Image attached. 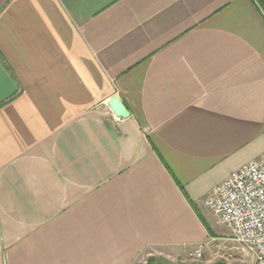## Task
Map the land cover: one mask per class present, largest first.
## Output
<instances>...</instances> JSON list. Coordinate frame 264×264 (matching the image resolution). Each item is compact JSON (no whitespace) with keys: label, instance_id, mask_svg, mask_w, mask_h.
I'll return each mask as SVG.
<instances>
[{"label":"crops","instance_id":"crops-1","mask_svg":"<svg viewBox=\"0 0 264 264\" xmlns=\"http://www.w3.org/2000/svg\"><path fill=\"white\" fill-rule=\"evenodd\" d=\"M0 58V264L192 263L264 155L252 0H0Z\"/></svg>","mask_w":264,"mask_h":264},{"label":"built area","instance_id":"built-area-1","mask_svg":"<svg viewBox=\"0 0 264 264\" xmlns=\"http://www.w3.org/2000/svg\"><path fill=\"white\" fill-rule=\"evenodd\" d=\"M203 206L244 246L246 254H252L255 264H264V155L214 187ZM200 249L201 246L191 256L199 259Z\"/></svg>","mask_w":264,"mask_h":264},{"label":"rangeland","instance_id":"rangeland-1","mask_svg":"<svg viewBox=\"0 0 264 264\" xmlns=\"http://www.w3.org/2000/svg\"><path fill=\"white\" fill-rule=\"evenodd\" d=\"M257 9L264 18V10L260 6ZM202 212L208 224L214 229H211L212 235L209 234L206 242L200 245L201 257L199 259L191 257V254L200 247L188 252V257L193 264H255L252 254H246L244 246L235 241L222 225L216 224L215 220L217 219L214 218V215L206 208Z\"/></svg>","mask_w":264,"mask_h":264},{"label":"water","instance_id":"water-1","mask_svg":"<svg viewBox=\"0 0 264 264\" xmlns=\"http://www.w3.org/2000/svg\"><path fill=\"white\" fill-rule=\"evenodd\" d=\"M16 91L15 83L0 65V104L12 98ZM109 106L116 117L126 118L128 116L125 107L116 97L110 100Z\"/></svg>","mask_w":264,"mask_h":264},{"label":"trees","instance_id":"trees-1","mask_svg":"<svg viewBox=\"0 0 264 264\" xmlns=\"http://www.w3.org/2000/svg\"><path fill=\"white\" fill-rule=\"evenodd\" d=\"M257 4L264 10V0H256ZM0 64L3 66L5 71L7 72V68L4 66L2 59L0 58ZM209 232V231H208Z\"/></svg>","mask_w":264,"mask_h":264},{"label":"bare ground","instance_id":"bare-ground-1","mask_svg":"<svg viewBox=\"0 0 264 264\" xmlns=\"http://www.w3.org/2000/svg\"><path fill=\"white\" fill-rule=\"evenodd\" d=\"M191 257H193V258H195V259H196V256H191Z\"/></svg>","mask_w":264,"mask_h":264}]
</instances>
